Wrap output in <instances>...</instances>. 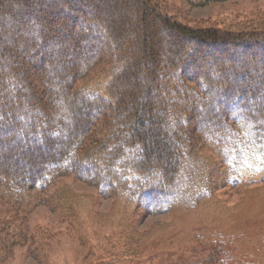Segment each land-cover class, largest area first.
Wrapping results in <instances>:
<instances>
[{"label":"trees","instance_id":"trees-1","mask_svg":"<svg viewBox=\"0 0 264 264\" xmlns=\"http://www.w3.org/2000/svg\"><path fill=\"white\" fill-rule=\"evenodd\" d=\"M162 4L0 0V159L24 168L0 166L5 206L18 210L29 189L72 175L148 214L191 207L210 193L193 158L201 142L219 149L229 183L251 162L264 172V80L253 81L264 70V21L193 27ZM170 124L186 130L185 148L167 143L180 135ZM223 247L200 264H223Z\"/></svg>","mask_w":264,"mask_h":264},{"label":"rangeland","instance_id":"rangeland-1","mask_svg":"<svg viewBox=\"0 0 264 264\" xmlns=\"http://www.w3.org/2000/svg\"><path fill=\"white\" fill-rule=\"evenodd\" d=\"M162 2L164 11L193 27L236 30L264 21V0L204 5L191 0ZM253 77L255 82L263 81L264 70ZM90 81L87 77L78 85ZM153 95L139 99L150 100ZM163 115L167 111L159 108L157 118ZM206 121H201L203 127L209 125ZM191 123L187 121L184 127ZM168 129H177L175 133L180 135L166 139L167 143L176 141L180 146L189 142L179 125L170 124ZM197 145L193 158L201 162L200 175L210 193L191 207L175 205L161 214H148L123 198L101 196L96 186L72 175L55 177L42 190L29 189L23 203L16 205L18 210L0 201L4 208H0V221L6 224L0 230V246L2 241L8 244L6 251L0 250V264H200L218 243L224 246L223 264H264V172L251 162L241 167L236 185L229 183L219 149L202 142ZM181 158L185 157L175 159ZM188 163L186 159L184 165ZM0 166L21 165L0 159ZM160 166L163 169L167 163ZM134 236L139 238L138 246L131 240Z\"/></svg>","mask_w":264,"mask_h":264}]
</instances>
